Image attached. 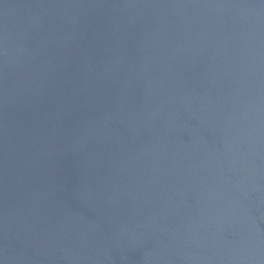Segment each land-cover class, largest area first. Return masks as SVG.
I'll return each instance as SVG.
<instances>
[{"label":"water","instance_id":"obj_1","mask_svg":"<svg viewBox=\"0 0 264 264\" xmlns=\"http://www.w3.org/2000/svg\"><path fill=\"white\" fill-rule=\"evenodd\" d=\"M0 264H264V0H0Z\"/></svg>","mask_w":264,"mask_h":264}]
</instances>
